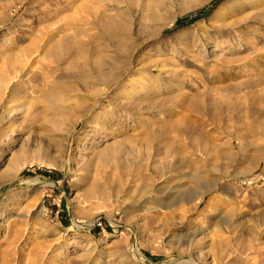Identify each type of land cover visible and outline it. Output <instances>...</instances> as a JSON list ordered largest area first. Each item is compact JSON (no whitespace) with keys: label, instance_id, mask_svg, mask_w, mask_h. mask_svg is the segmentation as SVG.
I'll use <instances>...</instances> for the list:
<instances>
[{"label":"rangeland","instance_id":"1","mask_svg":"<svg viewBox=\"0 0 264 264\" xmlns=\"http://www.w3.org/2000/svg\"><path fill=\"white\" fill-rule=\"evenodd\" d=\"M0 264H264V0H0Z\"/></svg>","mask_w":264,"mask_h":264},{"label":"bare ground","instance_id":"2","mask_svg":"<svg viewBox=\"0 0 264 264\" xmlns=\"http://www.w3.org/2000/svg\"><path fill=\"white\" fill-rule=\"evenodd\" d=\"M244 1H245V0H244ZM249 3H250V2H249ZM249 3H248V4H249ZM250 5H251V4H250ZM247 6H248V5H247ZM235 61H236V60H235ZM224 62H225V61H224ZM228 64H229V62H228ZM148 109H149V108H148ZM177 126H178V125H177ZM174 128H176V127H174ZM178 128H179V127H178ZM160 129H161V128H160Z\"/></svg>","mask_w":264,"mask_h":264}]
</instances>
